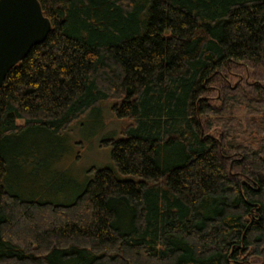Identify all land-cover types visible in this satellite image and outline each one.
<instances>
[{"label":"trees","instance_id":"obj_1","mask_svg":"<svg viewBox=\"0 0 264 264\" xmlns=\"http://www.w3.org/2000/svg\"><path fill=\"white\" fill-rule=\"evenodd\" d=\"M37 1L49 30L0 84V264L264 257V108L242 142L208 97L230 64H264V0ZM102 101L124 120L99 140L110 165L52 193L55 145Z\"/></svg>","mask_w":264,"mask_h":264},{"label":"rangeland","instance_id":"obj_2","mask_svg":"<svg viewBox=\"0 0 264 264\" xmlns=\"http://www.w3.org/2000/svg\"><path fill=\"white\" fill-rule=\"evenodd\" d=\"M220 76V80L210 85L209 101L216 106L217 114L230 116L233 122H239L235 133L229 130V134L235 135L236 140L243 142L248 138V132L257 134V127L253 124L257 122L258 115L256 116L255 112L260 113L264 108V64H230L228 70ZM223 91L231 95L234 100L232 104L226 103L221 97ZM110 103L112 102L102 101L98 107L74 120L66 130L65 141L55 145V157L59 155L62 158L60 157L58 165L55 166L53 179H50L46 186L52 193L63 188L64 195L69 198L78 190L85 176L91 175V167L110 165L109 148L99 146V140L111 131L116 133L118 127L124 123V120L116 118L110 112ZM261 133L264 135V129ZM9 180L13 189L22 186V190L38 192L35 185L32 186L30 181L16 172V168L11 169ZM255 264H264V257H257Z\"/></svg>","mask_w":264,"mask_h":264},{"label":"water","instance_id":"obj_3","mask_svg":"<svg viewBox=\"0 0 264 264\" xmlns=\"http://www.w3.org/2000/svg\"><path fill=\"white\" fill-rule=\"evenodd\" d=\"M49 27L37 0H0V84L9 67L41 42Z\"/></svg>","mask_w":264,"mask_h":264}]
</instances>
